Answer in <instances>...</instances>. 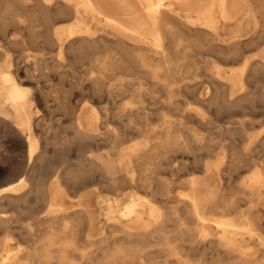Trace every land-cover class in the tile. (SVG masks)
Segmentation results:
<instances>
[{
	"label": "rangeland",
	"instance_id": "1",
	"mask_svg": "<svg viewBox=\"0 0 264 264\" xmlns=\"http://www.w3.org/2000/svg\"><path fill=\"white\" fill-rule=\"evenodd\" d=\"M13 2L16 4H13ZM254 2L255 0L249 1L250 4L252 3L256 5L257 3L255 4ZM56 3L53 8L50 7L52 9H47L45 8V6H42L40 0H20V1L13 0L10 4L11 7L3 6L0 3L1 6L0 7V26H1L0 27V38H1L0 62H4L5 60L7 62L10 61L9 63L11 64V69L13 70V72H15L19 82L30 89V99H32L33 97V101H35L34 102L35 112L33 114L35 117L33 118L34 119L33 129L38 138L37 155L41 154L42 155L41 159L43 158V156L44 158L46 157L45 159L43 158L42 160L44 163L47 160L46 164H48V167L45 168L44 165L46 164L42 163V166L41 164H39L41 163L40 162L41 159L39 160L34 159L36 162L30 160L28 158L29 156L27 155L28 152L25 148L26 140L24 136L21 135V133H19L20 131L16 128L12 120H6L3 117H0V188L11 183L12 184L15 183L14 185H16V183H18L21 178L23 180H21L20 183L23 184L22 182H24V184L26 185L24 184L21 185L19 183L18 186H22V188L25 187V189L27 188L26 190L23 189L25 191L22 190L19 194H15L14 197L11 194H7L8 197L6 195L4 197V194L1 195L0 197V217H2V220L0 218V222L2 223V224L0 223V248H1L0 254L1 252L2 253L5 252L4 249L5 250L9 249L11 251L34 250L37 247V245H39L40 243L38 241L41 238L46 237L48 234H50L49 232L50 230L46 228L47 224L45 223V221H42L41 219L42 218L45 219L47 215V209H48L47 205L49 204L48 198L50 191L49 184L53 180L55 174L60 173L61 174L60 177L62 181L61 191L56 194L55 202L60 206H62V208L64 207L63 209L68 213H72L71 215L68 216L66 220L73 221V231L75 232L74 234L75 238L77 237L76 239L78 240V246L82 245L81 248L79 247L80 249H86V251H89L88 249L92 248V246H89V244L87 243L85 234L92 233V235L96 237V239L97 237L99 239L100 235L103 234L104 236L106 235L107 232L109 233V231L113 230L112 226H117V223L119 222L120 218L122 219L120 221L126 220L127 217L120 214L121 209L126 210L127 206L131 205L132 199L130 196L126 195V197L122 201L124 206L120 208L117 207L114 196L115 194L116 196H118L119 193L120 195H122L128 190L130 192L135 191L144 194L145 196L154 198L152 200L156 201V203L160 205L166 203L164 205L165 207L169 208V206H171L173 209H175L176 207H179V209H181L180 211L181 213L177 212V215L173 214L174 217L171 215L173 218H171L170 221L167 220L165 222L164 228H166L168 232L170 241L173 240L171 242V247L176 251H180L183 254L184 259L189 260V262L193 261L191 263L194 264H204V263L218 264L219 262L222 264L224 263L223 262L224 260H225V264H229L227 263L229 261L231 262L230 264H233L234 258H232L231 255L229 256L224 252L217 251L219 250V248L221 249V247L215 244L213 245L212 243L209 242L206 245L200 246L195 242V240L192 241L187 235L180 234V232L178 231L179 228H181L180 222H185V224L186 225L189 224L187 226L190 227H193V225L195 226V223L190 218V215L184 212V210L182 209L183 203L178 201L177 200L178 198H176V196L180 197V195L183 194L182 191L184 192L188 191V185L187 183H185L187 180H189L192 177L200 178L204 183H207L208 186L206 190H210L212 188L217 187L218 188L217 190H221L222 191L221 193H224V195L229 197V199H235L236 203L240 205L241 209L243 208L242 210H245L244 212L248 214L247 215L248 217H251V219L252 218L258 219V222H260L261 227L264 230L263 203H259L257 205V207H260V209L257 210L258 208L256 206L255 207L251 206V204L249 203V198H248L249 194L247 193L245 194V192L241 189L243 187L241 183L252 174V171L254 169L252 167V164L250 163H253V161H255L256 159L262 161L264 160V157L262 155V153H264L263 152L264 151V146H263L264 145L263 144L264 143V122H263L264 121V98H263L264 86L262 87V85H264L263 70H261L260 68L259 70L254 68L252 71L249 68L244 73L243 76L244 79L243 90L239 85L235 94L233 95L234 97L231 96L232 97L231 100L225 99L223 93H221L220 91L216 92L215 94H213L214 96L212 95L211 97L215 101L212 100L211 98L209 99L212 101L207 99L208 96H210L211 94V89H213V86L210 85L212 82L211 77L207 75L208 74L207 72L206 73L205 71L203 72V70H199L196 73H188V72L177 73L174 75V77L171 78L164 76L161 79L162 82L159 84L151 83L152 77L144 73L143 75H141L142 72H139L138 70H131V71L125 69L119 70L116 71V73L114 72L113 74H111V78L115 80L114 82L113 80H111V78L109 79L110 75L108 76L107 80L109 81L111 80L110 83L112 82L115 83L118 82L119 79H122V82H124L122 87H124L125 89H129L130 92L127 91L124 93V92L116 91L113 95L117 99L116 102L115 101H114L115 103L113 101L108 102L109 99L107 98V94H106L107 87L105 84L97 85L99 91L95 89L92 92V89H90V88L93 89L95 88L90 82L91 80L90 77L94 75V74L91 75V72L88 70L90 59L85 55H83V57H78L79 55H77L73 51H69L65 49L63 50V52H60L57 48V45L52 44L47 39V32H51L52 29L54 28L53 26H55L56 23L71 20L70 16L63 15L61 12H59V7L61 2L57 0ZM252 4L250 6H253ZM16 7H18V9H16ZM34 10H37V13H35ZM43 10L46 13H44ZM258 15L260 19L258 18L257 21H253L252 13L250 16V12H247V14L243 12L236 23L223 26V28L224 27L225 28L223 30H220V33L222 34L221 37L224 40L230 41L235 35L241 34L242 38L245 40V42H243V45H241V49L247 54L250 53L248 56L250 55L252 57L259 56L262 50H264L263 47L264 13H259ZM6 18H8L9 20ZM53 22L55 24H53ZM6 31L13 32V35L11 33H9L10 34L9 35ZM255 31L257 32L255 33ZM259 31H261V33L263 34H260ZM3 36H5V39ZM203 38L204 41L207 40L205 36ZM12 39H15V41H13ZM248 40L252 42L250 43ZM247 41L251 45H249ZM211 45L207 44L205 48L208 49L204 48L203 50V48H201L202 54L206 56L209 55L212 48ZM253 45L255 47H253ZM260 46L263 48H261ZM259 47L261 50L259 49ZM201 49H197L198 52H201L200 51ZM205 50L206 52H204ZM58 53L60 54L58 55ZM194 58L196 57H193L192 59L191 57H189L187 61H191L193 63V60H195ZM202 60L204 61L205 59L202 58ZM204 63L205 62H201L198 65L203 66L205 65ZM222 63L225 64V61H222ZM259 71H262L263 74H261L262 72ZM119 73L121 75H118ZM247 75H249L250 77H248ZM107 80L105 79V81ZM138 81L140 83L144 82L143 85H141ZM189 83L191 84L188 86ZM260 86L262 87L261 90H260ZM104 88H106L105 91L103 90ZM142 88H144L143 89L144 93H142L140 97L133 94L134 91H139ZM198 89H200L201 91ZM132 90L133 92H131ZM183 90L186 91V93H184ZM104 93L105 95L102 96V94ZM199 94H201L204 100L198 98ZM170 100L173 101V104L171 106H174L175 109L174 107L170 106L169 104ZM178 100L180 102L182 100V102L185 104H183L182 102L180 103ZM214 102L216 104L218 103L217 106ZM163 104H165L164 107L162 106ZM93 105L97 107L95 108ZM105 106L106 108L109 107L108 110L107 109L105 110L104 108ZM138 106H140L141 109H139L140 107ZM168 107L169 108L171 107L172 110L171 108L169 110ZM176 107L178 108L179 111L177 110ZM8 108L9 106L7 105L6 110L9 111ZM94 110H96L97 112L99 111L98 119H95L92 116L94 114L93 113ZM163 110L165 111V114H167L166 118L168 120H171L173 123L175 122L177 124L176 126L177 133L178 134L182 133V137L186 138V142H188L189 146L188 147L177 146L176 148L171 149L168 154L164 155L166 157L164 156L162 157L161 163L163 165L158 167L153 165H147L146 169H144L139 175L140 177L145 178L147 174L151 172L153 177L152 180L153 184H156L157 179L159 181L161 180L164 182L172 180L173 181L172 186L174 187V191L175 190L176 191L174 192L175 196L169 198L168 200L167 199L165 200V198L160 195L154 196L155 194L153 188H143L140 185L138 186L136 185L137 188L135 186L131 188L132 186L130 187L129 183L120 182L119 181L121 178L120 176L123 177V173L125 174L124 166L120 162V157H118L117 155H113V156L110 155L114 151H116L117 147H119L120 145L121 147L126 148L127 146H132L135 143L142 142L147 134L152 133L153 129L158 128V126L162 124L163 121L165 120V118L160 115L163 112ZM122 111L123 113L126 114V116L124 114H121ZM138 111L139 112L142 111L141 113L145 112L144 114L147 113L146 115L149 117V120H145L144 118H141L140 117L141 114H137ZM158 111H160L161 113L159 112L160 113L159 114ZM106 112H107L106 114L107 116L105 115ZM168 112L170 113L168 114ZM198 112L200 113L201 116H199ZM192 113L195 115L193 116ZM76 114L78 116L83 115L81 118L83 120L85 128H88L89 126V128L93 130L95 129L94 133H98L101 135H97L96 137H88V139L87 137H80L79 135H77L75 133L76 132L75 117L77 118ZM127 114H129L130 117H127L128 116ZM134 114L137 116L133 117ZM137 117L138 119H136ZM196 118L198 119L201 118V119L198 120ZM231 127L233 130L231 129ZM139 129L142 131H140ZM244 136L246 137L244 138ZM212 137L214 139H212ZM198 138L199 140H197ZM206 142L209 143L206 144ZM215 143L217 144V146L215 145ZM200 144H203L204 146H201ZM210 144H212L211 145L212 147L210 146L211 148L209 147ZM199 146L201 147L198 148ZM226 146H228L227 148L230 150L226 149ZM202 147L205 148L203 149ZM212 148L217 150H214ZM210 149L212 151H210ZM92 153L93 154L95 153L96 155L94 154V156L92 157L91 156ZM246 153L248 155H245ZM251 153H253L254 155ZM90 157H92L93 160H95L97 157L110 159L112 165H114L111 176L116 177V181H118V184L116 181H113V183L116 182L115 186H113L114 185L113 183L109 184L111 183L112 179H105L103 177L101 169L98 167L95 168L93 167L92 164L93 160ZM255 157L257 158L254 159ZM166 162H169L170 164L168 163L167 165ZM204 162L206 163L204 164ZM85 164L87 165L84 166ZM171 164L176 166L177 168L174 167L176 169L173 170V166ZM39 165L41 166V169ZM179 165L181 166L179 167ZM37 166H39V168ZM36 167L37 170L35 169ZM134 168L135 167H133V169ZM33 169L36 170L37 173L36 171L34 172ZM42 169L44 171H42ZM207 169L209 171H207ZM208 172H210V174H207ZM68 173L69 175H67ZM35 174L36 176H34ZM219 174L221 175V177L219 176ZM137 175L138 174H136V176ZM24 179L26 182L24 181ZM38 179L41 181L44 180L42 181L44 183V186L45 185L48 186L46 192L48 193L47 195L44 194L43 195L44 197L41 196V198H39L38 197L39 195H37L36 198L37 197L38 198L36 199L34 196L36 194H30L29 196H27V198H24V200L27 199L26 201H24L23 199L20 201L14 199L26 194V192L33 187V184ZM71 180L75 182H72ZM122 183L124 185H122ZM78 196L79 198L77 200L76 198ZM244 196H246V198ZM80 206H82V208ZM83 208H86L89 211L90 216L93 219L94 226L90 232H88L89 229L87 227L86 219L82 216L81 212L79 213L78 211ZM89 208H91V210ZM93 210L95 211V213ZM213 211L217 215H221L223 213L220 208ZM184 214L187 215L183 218ZM253 214L254 215L258 214V215L254 216ZM72 215L73 217L75 216L77 217L72 218ZM227 215L232 218H238V214L236 212L228 213ZM107 216L110 217L111 219H109ZM187 216L189 217L187 218ZM6 218H8V223ZM186 218H187L186 220L187 222L185 221ZM114 222L116 223V225ZM55 224L56 225L54 227H56V232L59 235H62L61 237H59V239L60 238L62 239L60 240L62 243L68 235H71L72 231L69 229L65 231L62 221ZM83 224L86 225L87 229ZM26 228L27 229L29 228V230H27ZM29 231L33 233V235ZM153 234L154 235L150 236L146 241L144 248L146 252H149V255L147 256L149 260H151L155 264H163L165 260L168 258V253L167 251H165L164 247L161 246V242L159 243L157 242L158 240L160 241L161 238H158L156 233ZM7 237H8V242L5 244L4 241L6 240ZM57 239L58 238H56V240ZM247 241L249 242H246V244H248V246L252 250L258 249L257 248L259 244L258 240L256 241V240L248 239ZM61 243H59V245ZM179 243H181L182 245L181 244L179 245ZM56 244H54L55 246H51L52 248L50 249L54 253H56V250L61 247V245L59 247V245ZM93 247H96V245L93 244ZM78 254L80 255L78 256ZM222 254H224L223 255L224 257H222ZM70 255L75 259H77L81 257V252L75 250ZM53 256L56 255L53 254ZM214 258L216 261L213 260ZM54 260H52L51 262H45V261L43 262V260L37 262L31 261V262H27V264H58L56 261L54 262ZM77 260L78 262H80L79 259ZM195 261L197 263H195Z\"/></svg>",
	"mask_w": 264,
	"mask_h": 264
},
{
	"label": "bare ground",
	"instance_id": "2",
	"mask_svg": "<svg viewBox=\"0 0 264 264\" xmlns=\"http://www.w3.org/2000/svg\"><path fill=\"white\" fill-rule=\"evenodd\" d=\"M12 1L13 0H0V3L3 6H10ZM56 1L57 0H40L41 5L45 6V8H47V9H52L55 6ZM58 1L61 2L60 7H59V12H61L63 15L70 16L71 20L70 21H63L62 20L63 22H59L56 24L53 22V24H55V26H53L54 28L52 29L51 32H47V39L52 44L57 45V48L60 52H63V50L65 49V50L73 51L74 53L79 55L78 57H83V55H85L86 57H88L90 59L88 70L91 72V75L94 74L93 76L90 75L91 76L90 82L93 85V87H95L94 89L93 88H90V89H92V92L95 89L99 91V88L97 85H99V84L104 85L105 84L107 89L104 88L103 90L105 91V89H106L107 98L109 99L108 102H112V101L116 102L117 99H116V97L113 96L116 91H120V92H124V93L129 91V89H125L124 87H122V85L124 84V82H122V79H119L118 82L113 83L115 80H113L111 78V74H113L114 72L116 73V71L124 70V69L129 70V71L138 70L139 72H142L141 75H143V73H144V74L151 76L152 82L151 81L150 82L153 84L161 83L162 82L161 79L164 76L171 78V77H174V75L177 73H182V72L196 73L199 70H203V72L204 71H205V73L207 72L208 73L207 75H209V77H211L212 82L210 85L213 86V89H211V94H210V96H208L207 99L211 98L213 94L220 91L221 93H223V96L225 99H230V100L232 99V97H234L233 95L235 94L239 85L242 88V90L244 89L243 88V85H244L243 76H244V73L249 68L252 71L254 68H256L257 70H259V68H260L264 72V50H262L261 53L259 52L260 54L257 57L256 56L252 57L251 55L248 56L250 53L247 54L246 52H244L241 49V45H243V42H245V40L242 38L241 34L235 35L229 41V40H224L221 37L222 34L220 33V30H223L225 28V27L223 28V26L236 23L239 20L241 14L243 12H245V14H247V12H250V16L252 13V20L257 21V19L259 18L258 14L264 13V2H263L264 0L263 1L262 0H255L254 3L255 4L257 3V4L254 5L251 3L253 6H250L251 5L249 3L250 0H58ZM13 4H16V3L13 2ZM50 7H52V8H50ZM13 9H14V7H13ZM16 9H18V7H16ZM48 11H50V10H48ZM54 11H55V9H54ZM34 12L37 13V10H34ZM44 13H46V12L44 11ZM6 19H8V18H6ZM245 21H247V20H245ZM12 22H13V20H12ZM47 22H48V19H47ZM262 22H263V20H262ZM259 24H260V22H259ZM261 24H263V23H261ZM263 29H264V27H263ZM6 32L8 34L11 33L13 35V32H8V31H6ZM256 32L257 31H255V33ZM259 32H260V34H263V33H261V31H259ZM40 34H42V33H40ZM257 35H256V37H257ZM204 36H205V38H207V40H205V41L203 38ZM3 37L5 39V36H3ZM262 39H260V40H262ZM12 40L15 41V39H12ZM207 41H209V42H207ZM210 42L212 43V45ZM249 42H248V44H249ZM258 42H259V40H258ZM7 44H8V42H7ZM207 44H210L212 46V48H211L210 54L206 56V55L202 54L201 48H203V50H204V48L207 46ZM249 45H251V44H249ZM253 47H255V46L253 45ZM260 47H259V49H260ZM263 47H264V45H263ZM263 47H261V48H263ZM197 49H201L200 50L201 52H198ZM205 49H208V48H205ZM204 52H206V50ZM59 54L60 53H58V55ZM189 57H191V59L193 57H196V58H194L195 60H193V63L191 61H187L189 59ZM202 58H204L205 60L203 61ZM222 61H225V64H223ZM9 62H7L6 60L4 62H0V117H3L6 120H12L14 122L16 128L20 131L19 133H21V135H23L25 140H26V143H25L26 147L25 148L28 152V154H27L29 156L28 158L32 161H35L34 159L39 160V159H41L42 155L41 154L37 155L38 138H37V135L35 134V131L33 129L34 128L33 127V124H34L33 118L35 117L33 115L35 112V108H34V102L35 101H33V97H32V99H30V89L27 88V86H24L19 82L15 72H13V70L11 69V64ZM201 62H205L204 63L205 65H203V64H202L203 66L198 65ZM259 72H262V71H259ZM263 72L261 74H263ZM28 73H29V71H28ZM256 73H258V72H256ZM118 75H121V74L119 73ZM258 75H260V74H258ZM108 76H109V79L111 78V80H113L112 83H110L111 80L110 81L107 80ZM247 76L250 77L249 75H247ZM139 77H138V79H139ZM105 79L109 82L105 81ZM248 81H250V80H248ZM143 83L144 82H141L140 84L143 85ZM190 84L191 83H189L188 86ZM186 85H187V83H186ZM263 86L264 85H262V87ZM262 87L260 86V90L262 89ZM200 88H201V86H200ZM143 89L144 88H142L139 91H134V92L132 90L131 92H133L134 95L140 97L142 95V93H144ZM198 90H200V89H198ZM254 90H255V88H254ZM250 92H252V91H250ZM263 92H264V89H263ZM263 92H261V93H263ZM102 93H103V91H102ZM184 93H186V91H184ZM194 93H196V92H194ZM248 93H249V90H248ZM129 94H131V93H129ZM103 95H105V93L102 94V96ZM33 96H35V95H33ZM216 96H218V95H216ZM254 96H255V94H254ZM198 98L201 100H204V98H202L201 94L198 95ZM182 100H181V102H182ZM212 100H214V99H212ZM212 100H210V101H212ZM169 102H170L169 104L171 106L173 104V101L170 100ZM219 102H220V100H219ZM176 103H177V101H176ZM183 104H185V103H183ZM217 104H216V106H217ZM7 105L9 106V108H8L9 111L6 110ZM164 105L165 104H163L162 106L164 107ZM221 105H222V103H221ZM134 107H137V106H134ZM138 107H140V106H138ZM141 107H142V105H141ZM141 107L139 109H141ZM171 107H174V106H171ZM104 108H105V110L106 109L108 110L109 107L106 108V106H105ZM170 108H169V110H170ZM221 108H219V109H221ZM123 109H121V110H123ZM174 109H175V107H174ZM164 110L162 113L160 111H158V113L160 112L161 114L160 113L159 114L165 118L163 123L160 124L158 126V128H154L152 133L147 134L145 139L142 142L135 143L132 146H127L126 148L121 147V145H120L119 147H117V149L115 148L116 151H114L110 155L111 156L117 155L118 157H120V162L124 166L125 174L123 173V177L120 176L121 177L119 180L120 182L129 183L130 187L132 186L131 188H133V186L136 187V185L137 186L140 185L143 188H153L154 194H155L154 196L160 195V196L164 197L165 200L166 199L168 200L169 198L175 196L174 192L176 190L174 191V187L172 186V183H173L172 180L164 182L161 180L159 181L157 179L156 184H153L152 183L153 177H152L151 172L149 174H147V176L145 178H142L139 175L144 169H146L147 165H153L156 167L163 165L161 163V161H162L161 159L165 154H168L171 149L176 148L177 146H182V147H188L189 146L188 142H186V138L182 137V133L181 134L177 133V130H176L177 124L175 122L173 123L171 120H168L166 118L167 114H165ZM171 110H172V108H171ZM177 110H178V108H177ZM98 112L96 110L93 111L94 114L92 116L95 119L99 118ZM107 112L105 113V115L107 114ZM132 112H135V111H132ZM141 112L138 111V113L137 112L136 113L141 114L140 115L141 118H144L145 120H149V117L146 115L147 113L144 114L145 112L144 113H141ZM182 112H181V114H182ZM82 113H83V111H82ZM117 113H119V112H117ZM169 113L170 112H168V114ZM121 114H124L126 116V114L123 113V111ZM129 114H127L128 115L127 117H130ZM154 114H156V113H154ZM194 115L195 114H193V116ZM82 116L77 115V118L75 117V119H76V122H75L76 123V130L75 131L76 132L75 133L77 135H79L80 137H87V139H88V137H96L97 135H101L98 133H94L95 129L93 130V129L89 128V126H88V128H85L83 120L81 118ZM114 116H116V115H114ZM134 116H137V115L134 114L133 117ZM199 116H201L200 113H199ZM136 119H138V117ZM196 119H198V118H196ZM200 119H198V120H200ZM72 128H74V127H72ZM242 128H244V127H242ZM189 129H191V128H189ZM231 129H232V127H231ZM238 129H240V128H238ZM140 131H142V130H140ZM239 133H240V131H239ZM245 134H246V132H245ZM11 135H13V134H11ZM195 135H196V133H195ZM245 137L246 136H244V138ZM212 139H214V138L212 137ZM21 140H23V139H21ZM197 140H199V138ZM251 140H250V142H251ZM230 142H231V140H230ZM259 142H257V143H259ZM208 143L206 142V144H208ZM200 145L204 146L205 143H204V145L203 144H200ZM211 145L212 144H210L209 147ZM215 145L217 146L216 143H215ZM117 146H118V144H117ZM201 146H199L198 148H200ZM228 146H226V149H228L227 148ZM248 147H250V146H248ZM218 148H219V145H218ZM212 149H214V148H212ZM246 149H248V148H246ZM207 150H209V149H207ZM214 150H217V149H214ZM221 150H223V149H221ZM228 150H230V149H228ZM210 151H212V150L210 149ZM213 152H215V151H213ZM94 154L92 153L91 156L93 157ZM217 154H218V152H217ZM251 154H253V153H251ZM254 154H255V152H254ZM228 155H230V154H228ZM245 155H248V154L246 153ZM262 155L264 157V153H262ZM92 157H90V158H92ZM164 157H166V156H164ZM245 157H243V158H245ZM43 158H44V156H43ZM256 158L257 157H255L254 159H256ZM42 159L40 160L41 163H39V161H38V163L41 164V166H42V163H44ZM92 160H93V158H92ZM46 161L44 164H46ZM263 161L256 159L255 161H253V163H250V164H252V167L254 168L252 171V174L248 178H246V180H244L241 183L243 185V187L241 189L245 192V194L246 193L249 194L248 195L249 196L248 197L249 203L251 204V206H254V207L255 206L257 207V205L259 203H263V205H264V166H263L264 162ZM166 163L168 165L169 162H166ZM205 163L206 162H204V164ZM92 164H93L94 168L98 167L101 169L103 177L105 179H112L111 183H109V184H112L113 181H116V177L111 176L112 169H113L114 165H112L110 159H108V158L105 159L103 157H97L95 160L92 161ZM236 164H238V163H236ZM46 165H44L45 168L48 167V164H46ZM86 165L87 164H85L84 166H86ZM132 165H134V166H132ZM39 166H37V167L39 168ZM41 166H40V169H41ZM172 166H173V170H175L177 168L174 165H172ZM180 166L181 165H179V167ZM206 166H208V165H206ZM37 167L35 168L36 170H37ZM133 167H135L136 170H135V168L133 169ZM174 167H176V168H174ZM204 168H205V166H204ZM43 169H42V171H44ZM250 169H251V167H250ZM36 170H34V172ZM98 171H100V170H98ZM137 171H138V173H137ZM207 171H209V170L207 169ZM240 172H242V171H240ZM36 173H37V171H36ZM135 173L138 175L136 176ZM207 174H210V172H208ZM67 175H69V173ZM196 175H197V173H196ZM34 176H36V174ZM60 176H61L60 173L55 174L53 180L49 184V189H50L49 198H48L49 204L48 205L46 204L48 206L47 215H46L45 219H43V218L41 219L42 221H45V223L47 224L46 228L50 230L49 231L50 234H48L46 237L41 238L38 241V242H40L39 245H37V247L34 250L11 251L9 249L8 250L4 249L5 252L4 253L1 252V254H0V264H27V262H31V261L37 262V261H42V260H43V262L44 261L45 262H51L54 259H56V260H54V262L56 261L58 264H155L151 260L148 259L147 256L149 255V252H146L145 248H144L146 241L148 240V238L150 236L154 235L153 233H156L157 237L161 238L160 241L158 240L157 242L158 243L161 242V246H163L165 251H167V253H168V258L165 260V262L163 264H194V263H191L193 261L189 262V260L184 259L183 254L180 251H176L171 247V242L173 240L170 241L168 232H167L166 228H164L165 222L167 220L170 221L171 218L174 217L173 214L177 215V212H180L181 209H179V207H176V206H175L176 207L175 209H173L171 206H169V208L165 207L164 205L166 203L163 205H160V204L156 203V201L152 200L154 198H151L149 196H145L144 194H141L139 192H135V191L130 192L128 190H127L128 192L123 191L125 193L122 195H120V193H119L120 196L119 195L116 196V194L114 196L115 203H116L117 207H120V208H122L124 206L122 201L126 197V195L131 197V199H132L131 205H128L129 207L127 206L126 210L121 209V213H120L123 216L127 217L126 220L120 221V220H122L120 218L119 222L117 223V226H112L113 230L109 231V233L107 232L108 234L106 233V235H104V236H103V234L100 235L99 239H98V237L96 239V237H94L92 235V233L91 234L90 233L85 234L86 235L85 236L86 241L89 244V246H92V248L88 249L89 251H86V249H80L82 245L78 246V240L76 239L77 237L75 238V235H74L75 232L73 231V221L66 220L68 218V216L71 215L72 213H68L67 211H65L63 209L64 207L62 208V206H60L59 204H57L55 202L56 194L61 191L62 181H61ZM219 176L221 177L220 174H219ZM34 179H35V177H34ZM21 180H23V179L21 178L20 181ZM20 181L18 183H16V185H14L15 183L14 184L11 183V184H7V185L1 187L0 188V197L3 194H4V197H5V195L7 196V194H11L13 197L15 194H19L23 189H25V187L22 188V186H18ZM24 181H25V179H24ZM42 181H44V180H42ZM42 181L38 179L33 184V187L30 188V190L26 192V194H24L20 197L14 198V199H17L19 201L22 199L24 200V198H27V196H29L30 194H36V195H34L35 198L37 195H39L38 196L39 198H41V196H43L44 194L47 195L48 193H46V192H47L48 186H46V185L44 186V183ZM71 181L75 182L73 180H71ZM116 182L118 184V181H116ZM116 182L113 183L114 184L113 186H115ZM22 183L24 184V182H22ZM185 183H187V185H188V191L187 192L182 191L183 194L181 193L182 195H180V197L176 196V198H178L177 199L178 201L183 203L182 209L184 210V212H186L190 215V218L194 221L195 226L193 225V227H190V226H187L189 224L186 225L185 222H180L181 228H179V230H178L180 232V234L187 235L192 241L195 240V242L197 244H199L200 246L206 245L209 242V243H212L213 245L215 244V245L221 247V249L219 248V250H217V251L224 252L229 256L231 255V257L234 258L233 264H264V230L262 229L260 222H258V219H256V218L251 219V217H248L247 216L248 214L246 212H244L245 210H242L243 208L241 209L240 205H238L236 203L235 199H229V197L225 196L224 193H221L222 192L221 190H217L218 189L217 187L212 188L210 190H206L208 185H207V183H204L202 181V179H200V178L192 177L189 180H187ZM23 184H21V185H23ZM24 185H26V184H24ZM122 185H124V184L122 183ZM238 186H237V188H238ZM51 189H52V192H51ZM25 190H23V191H25ZM238 195H240V194H238ZM244 197L246 198V196H244ZM9 198H10V195H9ZM78 198H79V196L76 199L78 200ZM26 200H24V201H26ZM75 202H77V201H75ZM80 207L82 208V206H80ZM91 208H89V209L91 210ZM218 208H220L221 211L223 212L221 215H217L213 211V210H216ZM257 208H258L257 210L260 209V207H257ZM78 211H79V213L81 212L82 216L86 219L87 227L89 229L88 232H90L94 226V223H93L92 217L90 216L89 211L86 208H83V209L78 210ZM233 212H236L238 214V218H232V217H229L227 215L228 213H233ZM262 212H263V210H262ZM94 213H95V211H94ZM109 213H110V211H109ZM186 215L187 214H184L183 218ZM256 215H258V214H255L254 216H256ZM75 217H77V216H75ZM75 217H73V215H72V218H75ZM181 217H182V215H181ZM188 217L189 216H187V218ZM0 218L2 220V217H0ZM108 218L111 219L110 217H108ZM187 218L185 219V221L187 220ZM6 219H7V223H8V218H6ZM6 219H4V220H6ZM262 219H263V216H262ZM60 221L63 222L65 231L68 229L72 231L71 235H68L62 243L60 241L62 239L61 238L59 239V237H61L62 235H59L56 232V227H54L56 225L55 223H59ZM182 221H184V220H182ZM86 222H83V223H86ZM261 222H262V220H261ZM114 223H112V224H114ZM111 225H110V227H111ZM115 225H116V223H115ZM84 226L86 228V225H84ZM5 227H6V225H5ZM27 230H29V228ZM62 230H63V228H62ZM85 231H87V230H85ZM64 233H66V232H64ZM31 234L33 235V233H31ZM85 237H84V239H85ZM9 238H11V237H9ZM56 238H58V239L56 240ZM248 239L259 241L258 247L256 246L258 248V249L256 248L257 250H252L248 246V244H246V242H249V241H247ZM4 242H5V244L8 242V237L6 238V240ZM56 243H58V244H56ZM59 243H61L60 244L61 247H60ZM54 244L59 245V247H60L56 250L57 254L50 250L52 248L51 246H55ZM93 244H95L96 247H93ZM180 244L181 243H179V245ZM185 244H187V243H185ZM213 247H216V246H213ZM254 247H255V245H254ZM69 248H72V249H69ZM186 249H188V248H186ZM217 249H218V247H217ZM75 250L81 252V257L77 258L80 260V262H78L77 259H75L74 257H72L70 255ZM53 254H55L56 256H53ZM75 254H76V252H75ZM79 255L80 254H78V256ZM223 255L224 254H222V257H224ZM223 259H226V258H223ZM213 260H215V258ZM223 262L224 263H222V264H225V260ZM195 263H197V262L195 261ZM211 263H213V262H211ZM227 263L230 264L231 262L229 261ZM218 264H221V263L219 262Z\"/></svg>",
	"mask_w": 264,
	"mask_h": 264
}]
</instances>
